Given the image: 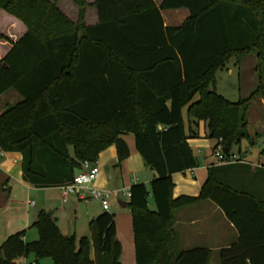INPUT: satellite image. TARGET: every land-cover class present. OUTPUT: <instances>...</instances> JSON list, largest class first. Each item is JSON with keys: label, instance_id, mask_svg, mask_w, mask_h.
I'll list each match as a JSON object with an SVG mask.
<instances>
[{"label": "trees", "instance_id": "obj_1", "mask_svg": "<svg viewBox=\"0 0 264 264\" xmlns=\"http://www.w3.org/2000/svg\"><path fill=\"white\" fill-rule=\"evenodd\" d=\"M73 3L77 24L55 2L0 0V48L6 49L0 96L10 90L21 96L0 115L1 154L21 153L23 179L36 189L62 187L110 146L120 166L129 157L122 137L134 134L143 163L155 173L150 190L130 189L136 264H209L204 248L176 252L173 227L176 210L203 200L238 232V242L220 252L221 264H264V201L230 181L241 163L210 167L198 198L172 195V176L199 166L187 143L197 134L185 130L184 107L189 123H207L208 138L227 158L250 138L247 111L264 100V0H162L160 7L153 0H95L96 26L84 22L87 2ZM181 8L188 19L165 27L161 10ZM253 54L258 81L249 97L233 103L218 95L217 72L232 58L240 66ZM32 228L38 240L24 241L25 232L8 237L0 264L30 255L33 264H121L112 213L91 220L90 236L78 240L61 233L51 212L40 211Z\"/></svg>", "mask_w": 264, "mask_h": 264}, {"label": "crops", "instance_id": "obj_2", "mask_svg": "<svg viewBox=\"0 0 264 264\" xmlns=\"http://www.w3.org/2000/svg\"><path fill=\"white\" fill-rule=\"evenodd\" d=\"M59 1L53 0L51 3L55 2L61 13L68 17L69 21L74 22L67 15L66 10L58 5ZM85 1L90 7L86 10L84 22L87 26H96L99 21L97 10L94 7L95 0L92 2ZM153 1L157 7H160L162 0ZM71 6L75 9V22H77L79 8L75 7L73 0ZM90 9H95V13L91 15V20L89 16ZM160 14L165 27L181 26L189 16L188 10L184 8L161 10ZM19 28L22 30V25ZM5 52V47H1L0 56ZM251 56H254L257 64L256 55ZM251 56H246L243 59ZM233 59L235 58L231 60ZM227 72L229 76L233 75L232 69H228ZM217 90L218 83L216 81L215 91L217 92ZM197 99H199L198 96L195 97V100ZM20 100L21 96L13 90L3 93L0 96V115L7 108L17 105ZM259 100L261 109L256 114V120L253 121V117L251 118L252 123L255 122L254 128L250 126L246 128L250 137L249 144L253 147L258 145L257 142L264 143V100L262 98H259ZM182 115L187 134L189 135L191 131L197 134L195 139H188L187 143L191 147L194 157L198 160L199 166L196 169L172 176L174 184L172 195L175 200L182 196L198 198L203 184L208 179V169L213 166L226 167L230 165L222 164L217 160L216 153L219 150L222 151V149L215 148L216 142L208 138L207 123L203 121L196 124L189 123L187 107L183 108ZM122 138L129 148L128 159L119 166L117 165L118 151L114 146L102 151L94 163L100 169L95 187L113 193L108 212L115 216L116 239L122 245L121 264H136L132 213L128 208L129 198L122 196L121 192H130V189L136 184H143L150 190L155 173L143 163L136 148L134 134L124 135ZM262 146L255 159L250 158L252 154L249 148L242 152L243 145L237 146L238 157L244 163H241L239 167H235L234 170H237L238 174L233 175L230 181L233 182L236 188L245 191L250 190L249 192L264 201V146ZM69 150L72 153L71 147H69ZM21 163V153L1 154L0 152V246L8 237L23 232H25L24 241H37L38 232L37 234L33 233L31 228L36 222L40 211L51 212L56 217L58 229L64 236L74 235L77 240L90 236L89 222L104 212L100 203L91 199L87 191L83 193V196H71L67 203H63L60 198V187L36 189L25 182ZM82 170L83 166L75 171V176L80 174ZM247 183H250L251 189L247 187ZM151 204L154 205L150 199L149 209L153 210L154 206L152 208ZM173 227L177 234L176 252L182 253L186 250L204 248L211 253L209 264L217 260L221 264L220 252L238 242V232L235 226L228 222L220 208L208 200L198 201L176 210ZM27 260L28 257H24L15 261V264H29ZM34 261L35 258L30 264H33Z\"/></svg>", "mask_w": 264, "mask_h": 264}, {"label": "rangeland", "instance_id": "obj_3", "mask_svg": "<svg viewBox=\"0 0 264 264\" xmlns=\"http://www.w3.org/2000/svg\"><path fill=\"white\" fill-rule=\"evenodd\" d=\"M48 1V0H47ZM50 2H52L53 0H49ZM89 2H92L93 0H88ZM58 4V2H57ZM60 7H62L64 10H66L67 15L71 17L72 21H74V24H77L78 22H75V9L73 8L72 5V0H60L59 4ZM77 7V6H75ZM2 12V10H0ZM95 13V9H90L89 11V16H90V20L92 19L91 15ZM68 18V17H67ZM69 19V18H68ZM71 21V20H70ZM2 31L4 33L7 32V34L9 33V29L8 27L10 26V24L8 22H2ZM258 64H256V60L254 58V56L248 57L246 59H241V64L236 65V61L235 59L231 60L228 64L227 67L224 70H220L217 73L216 76V81L218 83V90H217V94L224 97L225 99H228L229 101L233 102V103H237L240 100H242L243 98H248L249 95L254 91L255 87L257 86V79H256V67ZM228 69H232L233 71V75L229 76V74H227ZM261 109V105H260V100L259 98L255 99L249 106L248 109V115L246 117L248 126L247 127H253L255 125V122L252 123V117H253V121L256 120V114L259 113ZM249 119V122H248ZM258 145L256 146H251V144H249L248 140H244L242 145H243V150L242 152H244L247 148L250 149L251 151V159H255V156L257 155V153L260 151V148L263 144H261V142H257ZM263 147V146H262ZM234 153L233 156H239L238 155V147L235 146L232 150ZM212 160L213 157L211 156ZM247 187H249L251 189V185L250 183L246 184ZM250 191V190H249ZM152 208H153V204H151ZM31 231L33 233L37 234V231L34 228H31ZM30 242V240L28 241ZM34 256L30 255L28 256V263L30 264L31 261H33ZM218 261V260H217ZM216 261V262H217ZM213 262L212 264H219L218 262ZM43 264H51V261L49 259H43L42 262Z\"/></svg>", "mask_w": 264, "mask_h": 264}, {"label": "built area", "instance_id": "obj_4", "mask_svg": "<svg viewBox=\"0 0 264 264\" xmlns=\"http://www.w3.org/2000/svg\"><path fill=\"white\" fill-rule=\"evenodd\" d=\"M216 158L222 164L226 165L244 163L243 161H240L238 156L232 155L228 158L225 157L223 150H219L216 153ZM81 166H83L82 172L76 175L69 184L60 187V198L62 199V202L67 203L71 196H83V193L87 191L89 197L95 201H98L102 209L108 212L110 208V202L113 198V193L111 191L103 189L100 190L95 187V182L100 174L98 165L89 161H85ZM121 195L128 198L131 197L129 191H122Z\"/></svg>", "mask_w": 264, "mask_h": 264}, {"label": "water", "instance_id": "obj_5", "mask_svg": "<svg viewBox=\"0 0 264 264\" xmlns=\"http://www.w3.org/2000/svg\"><path fill=\"white\" fill-rule=\"evenodd\" d=\"M168 105L170 106L171 104L169 103ZM223 153H225V150H223Z\"/></svg>", "mask_w": 264, "mask_h": 264}]
</instances>
